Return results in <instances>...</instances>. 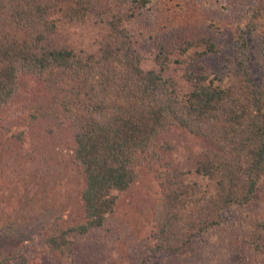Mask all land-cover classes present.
I'll return each mask as SVG.
<instances>
[{
  "label": "trees",
  "instance_id": "trees-1",
  "mask_svg": "<svg viewBox=\"0 0 264 264\" xmlns=\"http://www.w3.org/2000/svg\"><path fill=\"white\" fill-rule=\"evenodd\" d=\"M156 4L0 0V108L17 107L34 126L42 119L70 125L72 162L85 180L82 222L50 235L37 253L4 255L0 264H94L89 257L122 239L126 196L144 177L156 198L140 264L150 253H192L183 264H264V207L250 209L264 192V5L232 27L227 44L185 40L180 88L164 76L172 60L157 54L152 63L136 47L148 32L140 26L137 37L133 26ZM73 25L70 44L63 35ZM26 78L46 96L31 107L19 87ZM175 132L187 148L172 145ZM225 253L237 259L228 263Z\"/></svg>",
  "mask_w": 264,
  "mask_h": 264
},
{
  "label": "rangeland",
  "instance_id": "rangeland-1",
  "mask_svg": "<svg viewBox=\"0 0 264 264\" xmlns=\"http://www.w3.org/2000/svg\"><path fill=\"white\" fill-rule=\"evenodd\" d=\"M262 5L264 0H157L153 9L155 12L138 19L133 26L137 37L140 36V26L146 27L154 37L150 40L147 38L150 35L145 34L138 38L136 47L147 52L152 63L157 54H164L163 58L166 56L172 60L167 64L164 76L173 79V83L181 88L185 86L182 76L187 70V56L181 51L184 41L210 39L227 44L233 35L232 27L244 25L253 17L256 8H262ZM67 29L63 37L72 44L79 29L75 25ZM251 48L253 52L256 51L252 42ZM186 54L193 56L194 50ZM182 60L185 64L177 63ZM254 60V75L259 84L262 73L258 67V57ZM152 65L149 64L147 69H151ZM40 85L28 78L19 83L23 96L28 98L27 106H34V102L46 98ZM15 108L9 107L10 111L0 108V257L13 253H37V247L42 246L50 235L75 226L84 218L81 194L85 180L72 162L71 149L74 144L70 137V125L62 128L56 121L42 119L34 126L26 121V114L15 112ZM26 130L30 137L27 141L22 135V131ZM48 131L56 133V139H50L53 133ZM14 132H19L18 138L11 135ZM168 138L172 145L182 143L184 149L190 145L178 132ZM153 192L150 180L144 177L127 194L123 205L127 223L123 226L122 234L117 232L122 239L114 243L113 251L106 249L105 254L98 250V257H94V251L89 250L90 256H93L89 257V262L140 264L139 245L150 232L146 227L152 219L156 198ZM262 207L264 192L260 191L258 201L250 209L254 211ZM116 218H110V221L116 223ZM229 228L231 230L224 233L225 238L237 231L236 225ZM191 254L150 253L146 264L188 263L192 259ZM233 255L225 253L226 262H233V258L236 260L237 257ZM58 263L57 258H48L43 262Z\"/></svg>",
  "mask_w": 264,
  "mask_h": 264
}]
</instances>
